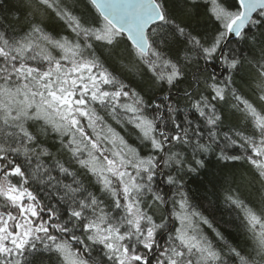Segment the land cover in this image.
<instances>
[{
	"label": "snow or ice",
	"instance_id": "6c2138e0",
	"mask_svg": "<svg viewBox=\"0 0 264 264\" xmlns=\"http://www.w3.org/2000/svg\"><path fill=\"white\" fill-rule=\"evenodd\" d=\"M15 12L0 3V264H264V0ZM210 156L247 174L209 178ZM201 174L243 244L196 200Z\"/></svg>",
	"mask_w": 264,
	"mask_h": 264
},
{
	"label": "trees",
	"instance_id": "16d2710c",
	"mask_svg": "<svg viewBox=\"0 0 264 264\" xmlns=\"http://www.w3.org/2000/svg\"><path fill=\"white\" fill-rule=\"evenodd\" d=\"M5 2V0H0V3ZM67 3H73L74 0H65ZM7 3L12 6V11L15 12L16 7L19 4L23 3V0H7ZM202 11V9H201ZM23 12H15V15H10L9 19H11L13 22L16 20H22L23 19ZM5 26L8 25V20L2 21ZM17 31L20 30V25H17ZM214 30V25H212L210 22L206 25V31L211 34V32ZM236 39H232L229 41L227 46L229 48H237V50H240L243 45H237ZM246 55H250V53L245 52ZM222 67L217 64L215 71L216 74L219 75V73L222 71ZM213 72V68H208V74H211ZM191 79V77H189ZM237 84L241 88V91L245 94V96L252 101H256V95L252 93V91L246 86V83L244 81H241L239 78H237ZM188 84L185 83L181 85V88H187ZM229 127L236 123V119L231 115V112H229ZM209 159L212 161L209 169L208 174L209 178L212 176H215L219 178L220 182L223 183L224 180H231L233 178V175L238 178L241 173L247 174V166L242 167V162L240 161H220L217 163L216 158L214 156H210ZM160 179V178H158ZM205 179L204 175L201 174L199 177H196L193 182L189 185L193 194L195 195V198L197 201L203 200L205 196L208 197V201H211V203H208V201H204L205 207L208 209L206 214H210V218L214 217L218 226L225 232V235L230 240H236L240 239L241 243H244V240L241 238V232L238 230V220L235 217V214L230 212L228 208L225 206L223 202V197L221 196L219 199L216 195L212 194L211 188H208V191L206 192L204 190V187L201 185V181ZM166 187V186H165ZM43 195V193H41ZM244 195L248 197L251 200H258V194L255 187H249L245 189ZM246 247H251V243L246 245Z\"/></svg>",
	"mask_w": 264,
	"mask_h": 264
},
{
	"label": "water",
	"instance_id": "95a60500",
	"mask_svg": "<svg viewBox=\"0 0 264 264\" xmlns=\"http://www.w3.org/2000/svg\"><path fill=\"white\" fill-rule=\"evenodd\" d=\"M232 39H236L233 35H230L228 37V39L225 41V43H228L229 41H231Z\"/></svg>",
	"mask_w": 264,
	"mask_h": 264
}]
</instances>
